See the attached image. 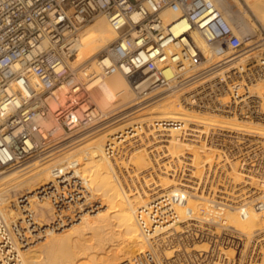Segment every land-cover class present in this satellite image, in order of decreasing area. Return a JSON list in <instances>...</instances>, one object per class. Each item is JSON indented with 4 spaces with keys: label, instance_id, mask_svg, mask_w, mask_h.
<instances>
[{
    "label": "bare ground",
    "instance_id": "1",
    "mask_svg": "<svg viewBox=\"0 0 264 264\" xmlns=\"http://www.w3.org/2000/svg\"><path fill=\"white\" fill-rule=\"evenodd\" d=\"M242 1L247 10L237 0L217 4L225 22L235 31L240 24L238 11L250 20L251 29L256 31L259 24L264 32V0ZM144 8L152 10L147 2ZM158 15L164 33L173 37L186 29L178 8L167 5ZM130 17L136 22L139 14ZM131 32L135 43L136 33ZM235 34L244 40L240 32ZM120 35L102 14L84 24L68 66L79 67L81 78L89 75L83 84L90 99L77 102L82 98L80 87L58 90L60 109L78 106L77 121L84 115L90 128L69 138L55 122L44 119L57 144L39 159L0 171L4 221H14L18 213L12 207L25 197L32 223L42 228L31 230L35 234L28 232L22 251L25 264H119L142 252L150 237L172 244L169 231L178 229L187 213L190 221L207 226L208 233L198 236L191 249L162 250V259L194 251L201 253L203 264H264V122L185 109L174 92H163L155 99L150 88L154 69L147 65L153 56L149 49L132 58L133 70L127 76V67L111 68L108 57L101 60L100 53ZM247 35V53L219 68L217 76L264 57V44H256L260 39ZM199 45L204 47L201 41ZM161 46L159 54L164 55L172 48L168 39ZM225 51H207L204 65L225 59L229 54ZM155 62L161 75L169 77L171 70ZM196 87L189 85L183 93L190 94ZM246 89L259 99V106L264 105V77ZM243 91L238 88L239 93ZM220 102V111L229 113L224 106L228 98L223 96ZM49 104L55 107L53 101ZM214 126L221 132L220 140L208 138ZM157 156L159 163L153 159ZM206 183L211 193L202 195L201 186ZM52 186L75 189L79 195L73 207L55 209L47 196ZM163 196L178 219L147 236L138 226L137 210Z\"/></svg>",
    "mask_w": 264,
    "mask_h": 264
},
{
    "label": "built area",
    "instance_id": "2",
    "mask_svg": "<svg viewBox=\"0 0 264 264\" xmlns=\"http://www.w3.org/2000/svg\"><path fill=\"white\" fill-rule=\"evenodd\" d=\"M221 1L0 0V171L11 164L39 159L44 151L57 144L52 129L43 125L44 119H51L61 126L69 138L90 128L84 115L77 121L75 110L78 106L60 109L58 90L80 87L83 96L77 102L89 100L83 84L89 75L84 73L82 78L79 77V67L74 70L68 63L76 53L74 42L78 32L99 14L121 31L120 38L100 53L101 60L108 57L111 68L127 67V76L129 70H133L132 58L149 49L153 56L147 65L154 69L150 88L155 99L163 92H174L185 109L198 110L201 114L212 110L242 121L264 122V105L259 106V99L250 96L246 89L255 79L264 77V57L247 60L223 77L216 74L219 68L230 65L248 50L247 32L241 26L235 30L244 36V40L235 34L217 6ZM145 2L151 5V11L144 8ZM167 5L178 8L180 18L186 22V29L173 37L164 33L158 15V11ZM135 12L139 14L136 22L130 17ZM238 20L245 24V18L238 17ZM132 30L136 33L135 43L131 41ZM255 37L252 35L251 39ZM257 38L260 41L256 44H264L261 33ZM165 39L170 41L172 48L166 55L159 54ZM211 50H226L229 54L217 63L204 65L206 53ZM155 61L171 70L169 77L161 75ZM192 84L197 85L195 90L190 94L183 93ZM239 87L244 89L242 93L238 92ZM223 96L228 98L224 106L228 107L229 113L220 111ZM49 101H53L54 108ZM210 131L213 134L210 133L208 138L221 139L217 126ZM153 159L160 162L158 156ZM213 174H217V170ZM201 189L202 195L205 189V195L211 193L209 184ZM50 192L47 196L53 207L63 210L73 207L79 195L70 186L59 190L52 186ZM28 209V199L23 197L12 207L13 212L18 213L13 222L6 223L0 215V264H25L22 251L28 232L41 228L32 223ZM189 216L187 213L185 222L177 224L178 229L169 231L173 234L172 244L163 245L157 238L150 237L142 252L119 264H203L200 252L192 251L168 259L159 255L162 250L176 246L191 249L198 236L208 233L207 226L201 228L190 221ZM136 218L140 230L151 236L156 228L177 221L178 215L170 208L168 197L163 196L139 208Z\"/></svg>",
    "mask_w": 264,
    "mask_h": 264
},
{
    "label": "rangeland",
    "instance_id": "3",
    "mask_svg": "<svg viewBox=\"0 0 264 264\" xmlns=\"http://www.w3.org/2000/svg\"><path fill=\"white\" fill-rule=\"evenodd\" d=\"M239 3H240V5L244 8V9H246L247 10V8H246V5L244 4V2L242 1V0H237ZM223 6H224V3H223ZM233 8H235V6H233ZM237 16L238 17H243V18H245V24H243V23H241L240 22V24H242V25H240L239 24V27L241 26L242 27V30H244L245 32H247L250 36H252V35H256V37H258V35H259V33H261L262 34V36L264 37V32H263V29H262V27L258 24V22L255 20V18L253 17V16H251L250 15V19H252L251 20V22H254L256 25H257V28H256V31H254L253 29H251L250 28V20H248L245 16H243L242 14H240V12H238L237 11ZM92 22V20L90 21V22H88V23H86V24H89V23H91ZM258 34V35H257ZM255 37V38H256ZM255 38H252V39H255ZM87 94H88V96H89V99H90V95H89V92H87ZM80 96H83L82 94L80 95ZM92 101V100H91ZM59 126V125H58ZM59 128H61V126H59ZM61 130H62V132L63 133H66L67 134V131H63V129L61 128ZM247 161H249V160H246L245 162H247ZM248 163V162H247ZM243 165L242 166H245L244 164L245 163H242ZM206 185H207V183H206ZM206 191H207V189H205V193H204V195L206 194ZM217 199V198H216Z\"/></svg>",
    "mask_w": 264,
    "mask_h": 264
}]
</instances>
